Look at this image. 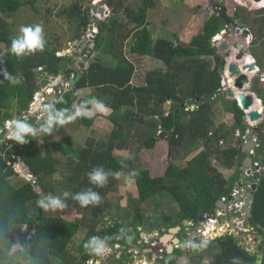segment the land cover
<instances>
[{"label": "trees", "instance_id": "trees-1", "mask_svg": "<svg viewBox=\"0 0 264 264\" xmlns=\"http://www.w3.org/2000/svg\"><path fill=\"white\" fill-rule=\"evenodd\" d=\"M124 1L126 3L128 0ZM140 1V5L135 9L129 6L123 7L127 18L125 16L121 20L117 12L118 8L114 2L109 0L108 7L115 15L108 19V24L106 22L99 23L98 30L100 33L107 32V39L112 44L108 42L109 49L105 45L106 50H109V53L118 60V66L105 67L99 63L91 64L75 86L68 88L67 94L58 100L56 108L51 112L58 114L65 110L73 113L71 104L78 90L88 87L99 88L101 94L111 97L112 113L109 119L115 127L105 149L97 150L91 145L81 147L77 153L70 143H68V147L63 140L64 144L55 142L46 144L43 154L38 148L40 137L38 132L35 138L25 135L24 139L28 141L26 144H20L17 141L0 143V264H53L54 259H57L59 264H87L97 259V255L91 253L86 247L87 242L91 238L98 239L99 234L101 238L107 239L108 244L112 247H126L119 258L112 257L109 260L111 264H132L133 254L129 250L133 247L135 236L138 234L135 229L144 226L143 211L138 208L133 221L128 223L124 219L114 217L115 215H106L98 211L99 209L95 205L89 204L86 207H81L73 197L79 192L91 190L103 199L110 190H113L119 177L112 174L118 171L122 173V170L128 165L120 163L114 157L113 151L121 146L119 140L126 141L123 138L126 130L130 131L128 134L131 135V129L135 124L144 123L146 125L148 122L155 132L153 137L147 136V131H142L140 134L143 136L141 146L145 149H151L155 145L156 132L159 127L161 129L159 137L167 139L171 152L170 157L175 151L174 149H180L184 144L191 145L199 141L203 145V150L192 158L186 167L179 168L170 162L161 178H151L147 169L135 171L138 173L134 176V182L140 204H147L157 196L171 197V201L175 204L171 215L162 217L165 229L182 227L184 220L198 216L201 210L204 211V214L214 215L217 202L232 193L234 182L240 178L241 172L236 170L232 178L225 179L212 165L213 157L223 156L224 160L222 161L224 164L228 163L230 168V163L238 157L237 148L233 146L219 149L218 147L221 142L225 143L231 137H233L232 139L235 137L236 143L237 140L240 143L242 142L241 135L246 136V128L243 126L245 114L235 101H231L229 107L225 109L233 116L232 126L215 127L212 101L215 97L219 98L220 95L221 74L225 61L218 55L212 40L236 21L246 24L239 14L241 9L237 11L234 18H231L225 5L221 3L218 5L216 13L212 14L205 22L203 33L195 36L188 45L157 40L152 46L147 30L146 15L147 10L153 5V0ZM26 6L33 8V4L27 0H0V42L5 44V49L0 50V56L4 58L0 60V129L4 128L6 121L14 120L16 117L17 120L26 122L21 119L22 113H28L35 94L47 85V76L56 77L60 71L61 62L64 60L55 57L58 53L57 49L51 51L44 48L42 52L24 57H16L10 53L11 40L16 36L12 34V28L7 23V18ZM88 15L89 8L82 11L75 5L65 12L58 13V17L78 21L79 28L82 27L83 30H86L89 24ZM125 19L132 26L131 28H128V24H123ZM258 36L262 38L264 32H260ZM132 37L134 39L131 48L133 54L147 55L160 60L168 70L166 73L160 70L147 73L146 85L142 88H135L134 91H131L132 86L130 85L134 77V68L120 57L123 42ZM216 39L221 38L217 37ZM95 40L98 47L103 43L101 35L100 37L97 35ZM257 43V40L252 42L254 45ZM186 65L190 81L188 87L184 83L186 77L182 71ZM50 67L55 70L54 73L48 71ZM35 69H42L46 77L40 79L42 71L35 73ZM5 72L9 76L19 77L20 82L13 85L10 80L5 79ZM73 73V70L67 71L66 77L70 78ZM228 83L230 81L227 76ZM135 92L138 97H143L139 101L142 104L141 109H145L141 115L134 114V110L130 109L133 107L130 95ZM258 98L264 103V94H259ZM151 100L157 104L158 108L167 101L171 102L174 105V110L167 116L163 113L160 114L156 105L155 107L149 106ZM188 101L194 103L193 109L179 108V105ZM127 104H130V108L122 112V108ZM159 114L158 121H153V116ZM47 117L48 115L42 117L36 124H32L31 119L26 123L38 131L46 124ZM77 117L78 126H91L95 118L84 115H77ZM144 130L146 129L144 128ZM238 133L239 138L237 139ZM259 134L260 139L264 141V132ZM64 145H66L65 149ZM255 152L259 158L263 157L259 147ZM57 155L63 157L64 160L67 157L66 163L71 165V174L58 181L53 177L59 172V166L61 167L63 163L60 164L62 160L59 161ZM12 156L15 157L14 160L19 158L30 170L33 177L36 178V187H39L41 192H38L32 181H26L24 178H22L23 183L20 186L14 185L12 178L17 173L12 168ZM70 156H75L77 163L72 164L73 160H70ZM99 168H102L103 172L107 174V183L103 187L91 184L88 179V175ZM130 169L133 172L134 167H130ZM63 192L70 193L67 196L70 198L68 201L67 197L63 196ZM49 194L59 196L62 202L67 205L62 211L68 207H74L81 218L69 221L59 215L54 217L44 215V210L38 206L37 200ZM30 203L35 207V212L32 214H30ZM90 209H94L98 222L109 216L110 224L101 233L91 230L88 241L83 242L80 247L82 254L80 260L76 262L65 252V249L80 230V223ZM249 217L248 225L256 232L258 231V234L264 235L262 233V229H264V176L258 182L253 195ZM156 226L159 227L157 223ZM180 233H185L184 228ZM256 241L258 242V239ZM11 244H19L22 249L8 254L5 250L10 249ZM214 244L218 245V252L208 264H256L258 254H251L239 245L233 235L226 234L216 239ZM139 246L141 247V245ZM259 248L263 255L262 264H264V250H261L264 246L260 245ZM178 251L180 250H174V253L170 255L164 252L163 258L158 264H176L175 253ZM177 254L181 255L182 252ZM191 254L195 258H193L194 264H203L201 259L197 258L199 253L196 255L191 252ZM185 255L188 256V254Z\"/></svg>", "mask_w": 264, "mask_h": 264}, {"label": "rangeland", "instance_id": "rangeland-1", "mask_svg": "<svg viewBox=\"0 0 264 264\" xmlns=\"http://www.w3.org/2000/svg\"><path fill=\"white\" fill-rule=\"evenodd\" d=\"M27 1L33 4V8L31 6L23 7L20 11L12 14L11 16H9L7 18V23L9 25H11V28H12L11 29L12 34L17 36L20 33L21 27H23V26H29V25L35 26V25L39 24V25H42V28H43L42 29V37L44 39V48L45 49L50 50L51 48H54L55 45L61 49L62 48L63 49L68 48L70 45L71 34L75 31L76 27L73 29L68 20L57 19L55 17L58 13L65 12L67 9L71 8L73 5L81 8V10H82L84 3L87 1L86 0H27ZM98 1H101V0H98ZM107 1H109V0H107ZM111 1L114 2V4H115V3H118L119 0H111ZM138 1L139 0H129L128 5H130V7L133 8L137 5ZM156 1L160 5V7L164 4H167L166 7L164 6V8L170 7V10H173V12H171L172 14L169 13V16L167 13L165 14L167 16V18L162 20V21H165L166 23H169L172 21L175 22L176 19L173 20L172 17L174 15V13L175 14L178 13L180 8L182 9L183 14L184 13L187 14L188 8L187 7L185 8L184 6L182 7L181 5L183 4V2L182 1L180 2V0H156ZM203 1H204V4L201 7H198V5H195L193 8L190 7L191 8V13H190L191 15L198 14V15L202 16V13L205 12V16L208 19V17H210L212 15V12H213V14L216 13V11L218 9V5L221 3H223L228 8L227 12L231 18H234L237 11L239 9H241L239 11V14L241 17H243V20H245L246 24L244 25L241 22L236 21V22H234L233 25H234V27L239 28L242 31H244V30L248 31L250 38H249L248 43H246V45H245V55L246 56L244 58V61H246V58L250 57L252 59V62L253 63L255 62V64L258 66L257 73L248 74L249 79H250V83H249V85L246 86L244 93L254 94L255 98L258 99V100H256V102L253 106V110H256V109L261 110V111H258V110H256V111H258L262 114V120L259 122V124H256L255 126L251 125V127L258 128L259 133L264 132V103L258 98L259 94H261V93L264 94V74H262V72L264 71V36L262 38H259V36H258L260 32H264V28H263L264 27L263 26L264 6L260 7V6H256V4L255 5L253 4L252 7L247 8L246 6H243V5H240L237 3L235 5H232L234 0H203ZM192 2H194V0H192ZM105 3H107V2H105ZM185 3H184V5H185ZM171 8H173V9H171ZM110 11H112V10L110 9ZM122 12H124V11H122ZM112 15L113 14L111 13L110 16H112ZM170 15H171V18H169ZM205 16H204V19H205ZM104 19H106V18H104ZM204 21L205 20L201 19L202 25H203ZM189 26L191 27L192 23L189 24ZM229 26L226 27V30H224V31L226 33H234L235 28L233 27V28L229 29ZM153 36H156V33H154ZM216 37H219V35ZM254 40L258 41L257 45H254L251 43ZM216 41H222V39H216ZM212 42H213V45L216 47V42H214V39L212 40ZM109 43L112 44V42H109ZM4 49H5L4 44L0 43V50H4ZM3 59L4 58H2L0 56V60H3ZM158 64H159V62H158ZM40 75H41L40 79H44L46 77L43 74V72H41ZM47 77L49 78V76H47ZM49 81H54L53 77L49 78ZM65 86H66V84L65 85L62 84L60 86L61 87L60 90L64 91L65 89H67V86L66 87ZM43 94L44 93L41 92L40 96H42ZM223 96H224V98H227L226 94H223ZM170 104L172 105V103H170ZM226 106L229 107V104H227ZM254 107L255 108L257 107V108L254 109ZM173 110H174V105H173L172 109L170 110V112ZM219 111H220V109H219ZM30 112L32 113L31 118H30L32 121L33 117H37V116H36V113L32 109ZM165 113H166V111H165ZM224 114H227V112L225 111ZM224 114L222 113L221 117H220V115H218L219 119H217V123H216L215 127L218 128L219 127L218 124H220V123L224 124L225 123ZM227 117H229V114H227ZM16 118L14 120H17ZM41 119H42V117H38V120L34 124L39 122ZM67 124H69V122ZM97 128H99V127H97ZM110 130H111V127H110V129L105 128V127H103V128L100 127L97 130V131H99V133L97 135V140L99 141V138H101V141L99 142V144H101V145L96 147L97 150L105 149V146H106L107 141L109 139L108 138L106 140V136H108L110 134V132H108ZM80 132H78V133H80ZM246 132H247V129H246ZM85 133L87 135V130ZM85 133L82 136L80 134L81 137L79 138V140L78 139L74 140L75 145L83 146L85 144V141H86ZM103 133L106 134L105 138L102 135ZM239 133L237 134V137H236L237 139L239 138ZM90 136H91V134H90ZM232 138L233 137H231V139L229 138V140H228L229 142L227 143V146H226V144H224V145L221 144V145H219L218 148L219 149H225V148H228V146H232V145L234 147H236L237 143H236L235 137H234V139H232ZM1 139L3 140L4 138L1 137ZM241 139H242V143H243L242 145H244L246 143V141L244 140V137L242 135H241ZM230 142H232V143H230ZM238 144H240V146H242L241 143H238ZM129 145L135 146V143H133V144L130 143ZM260 146H259V149L262 151V156L264 158V150H262L263 145L260 144ZM63 147L65 149L66 145H64ZM79 147L76 148L77 153L79 150H81ZM38 148L41 150V152L44 153L42 147L40 148L39 143H38ZM167 149H166V151H167ZM146 150L149 151V149H146ZM174 150H177V149H174ZM132 152H134V151H132ZM77 153H76V155H77ZM138 153H139V151H138ZM167 153H169V150ZM251 154H252V152L250 153V155ZM254 154H255V158H259L258 156H256V152H254ZM129 155H131V154H127L126 156H129ZM193 155H194V153H192L190 155V157H192ZM137 156H138V164H135V168L133 169L134 172L137 170H141L142 168H147V166L148 167L150 166L151 161L147 162L144 160V162H142V159L139 158V155H137ZM186 156H189L188 153L186 154ZM240 156L243 157V154H239V152H238V159H241ZM164 157H165V155H164ZM181 157H180V159H181ZM221 157H222V160H224L223 156H221ZM74 158L76 159L75 156H70V160H73ZM14 159H15V157L12 156V160H13L12 168L14 169L15 173H17V174L15 177L12 178V181H13L14 185L20 186L23 183V180H22L23 177L21 175V170L20 169L17 170L18 163ZM214 161L221 163L220 159H217V158H216V160L214 159ZM66 162H62L63 165L60 168V173L53 177L54 180L58 181L59 179H57L56 177L61 178V176L63 174H68V172H70L71 165H68L69 163L67 164ZM73 163L74 162H72V164ZM239 163H240V166H238V167L235 164L232 169H230L229 167L228 168L232 171H236V170L240 171V167L242 166L241 160ZM239 163H238V165H239ZM166 164H167L166 160L165 161L163 160V162L160 165L161 168H160L159 174H161V172L165 169ZM255 165H257V164H255ZM260 165H259V167H260ZM217 166L219 169H221L224 172L226 170H228V168L225 167L226 164L225 165L218 164ZM130 167H134V165L128 164L124 170L125 174H126V176L124 174L125 178L122 176L123 174L122 175L120 174L119 181L116 182L115 187L120 185V186H123V188L118 190L117 193H114V194H111L110 196H108L107 204L98 205L97 209H99L98 211H101V212L105 213L106 215L107 214H110L113 216L115 215L114 217H119L121 219H124L128 223L133 221L135 212L138 210V208L143 211L144 219L146 217V214L151 216L149 218H152V216H153L155 219H151V221H152L151 224H149V225L145 224V227L141 226V229H139V228L135 229L136 231H138V235L142 238V241L144 242L143 244H141V247L139 246V248L140 249L141 248L146 249L145 252L142 254L143 259H141V260L149 261L150 260L149 256H151V255L147 252V249H148V245L150 244V241H153L154 243H158V239L167 230L164 227L163 228L160 227V226H162L160 223L163 222V219H161V217L164 214L162 211V206H160V205H159V207H155L156 211H154L152 209V208H154L155 200H152L148 204H146V203L140 204L139 203L138 198H137V194H136L135 182L132 179V176H130V174L133 173L131 171L132 169H130ZM260 169L263 170L261 167H260ZM118 173H121V171H118ZM233 175L231 176V178L233 177ZM241 177H242V173L240 175V178ZM26 181H28V180L26 179ZM237 181L235 183H237ZM250 181H251V179H250ZM244 183H245L244 187H246L247 192H249L251 184L248 185L246 182H244ZM240 185H242V184H240ZM236 192H238V191L237 190L232 191V193L229 196L236 197V195H238V194H235ZM228 197H226L225 199L227 200ZM69 199L70 198L67 197V201ZM165 199L167 200L168 203H170V204L173 203L171 201V197H165ZM222 199H224V198H222ZM222 199L220 201H222ZM238 200L239 199L236 198L232 202H229L228 206H226V207H228L227 211L220 209L217 212V216H218V213H220L222 215L218 216V217H220V218L224 217L225 218V214H230V212H233L234 214L237 212L240 213L241 210L236 212L235 209H230V207H233V206H234L233 208L242 207L241 203H237ZM234 202H236V203H234ZM156 205H157V203H156ZM34 210H35L34 204H31L30 205V214L34 213L35 212ZM153 211H154V213H153ZM75 214H77V213H76V210L74 207H68L65 211H62L60 209H58L56 211H51V210L44 211V215H46V216L54 217V216L59 215V216H62L63 218L68 219L69 221L73 220V218L75 217ZM209 215H211V214H209ZM75 218L80 219L81 217L79 214H77V216ZM85 218H87V219H85ZM85 218L80 223V230L73 237L71 243H69V245L65 249V252L71 258L75 259L76 262L80 260V257L82 255L80 252V247H81L83 242L88 241V237L91 235V230L93 229L95 232L101 233V231L103 229H105L110 224V221H109L110 217L109 216L98 222L97 221L98 217H97V214L94 212V209H90L89 212L86 214ZM238 219H240V220L235 219L236 224H237L235 230H233L232 228H229V226L232 225V222H229V226L227 228L226 227L224 228V226L222 228V229L226 230V232H224V234H222L223 233L222 231L218 230L217 231L218 233L214 236H218L220 234L226 235V234H228V230L231 232L234 231L235 233H233V236L236 239V241L239 243V245L244 247L251 254H261V251H259V249H260L259 246L260 245L264 246V244L263 243L259 244L256 241V239H255V237H256L255 235L257 233L256 230H254L251 227H249V228H251L249 230L242 229L240 222L243 223V220H244L243 215H241V217ZM217 220L218 219L215 218L212 214L211 219L207 220L205 223L208 225L202 227V229L205 228V231L203 234V240H205L206 242L208 241V238L212 235L211 234L212 230L215 227V226L214 227L212 226L213 223L211 221L218 222ZM156 223L159 227L156 226ZM153 224H155V225H153ZM158 228H160V230L158 231V234H155V235L152 234L153 231H155ZM15 238L17 239V236H15ZM135 239H136V241H138L137 235L135 236ZM96 240L103 245L104 253H103V255H97L96 260H92V261L88 262L87 264H111L109 260L112 257H115V258L120 257L119 250H117L118 248H116V246L114 248L112 246H110L108 244L109 241L105 238L104 239L101 238L100 234H99V238L98 239L96 238ZM213 247L214 246L212 244H208L206 246V249H204L203 251L201 250V255H202L201 261L203 264H208V261L209 262L212 261L214 256L217 254L218 247H216V246L214 248ZM21 249L22 248L19 244H15V245L11 244L10 249H6L5 251L8 254H13L17 251H20ZM261 250H264V248ZM154 251L156 252L157 257H159L158 252H157L158 248H155ZM199 251H200V249H199ZM178 252H181V251H178ZM178 252L175 253V255H176L175 259L176 258L178 259L179 257H184V256H186L185 254H188L187 257H189V259H188V262L186 264H194L195 258L193 256V254H191L192 251H189V253L187 250L182 251L181 255L177 254ZM153 257H154V255H153ZM177 259H176V262H177ZM52 262H53V264H59L57 259H54ZM150 262H153V261H150ZM132 264H140V262L138 261V259H134V262Z\"/></svg>", "mask_w": 264, "mask_h": 264}, {"label": "crops", "instance_id": "crops-1", "mask_svg": "<svg viewBox=\"0 0 264 264\" xmlns=\"http://www.w3.org/2000/svg\"><path fill=\"white\" fill-rule=\"evenodd\" d=\"M181 1L183 2V4L181 6L188 8L187 14H185V13L183 14L182 9L180 8L178 13H176V14L174 13V15L172 17L173 20L176 19L175 22L172 21V22L166 23L165 21H162V20L167 18V16L165 14L167 13L169 16V13L172 14L171 12H173V10H170V7L164 8V6L166 7L167 4H164L160 7L158 2L156 0H153V5L151 8H149L147 10V15H146L147 30H148L150 37H151V45L152 46L155 44V42L157 40H167V41L173 42L174 44L175 43H181L183 45H188L191 42L192 38H194L195 36L201 35L203 33L204 24L210 17H208V19H207L205 16V12L202 13V16H200L198 14L191 15L190 13H191V8H193L195 5H198V7H201L204 4V1L203 0H194V2H192V0H180V2ZM128 2H129V0L126 3L124 0H120V2L115 3V6L118 8L117 12L119 14L120 19L126 16L125 10L123 7H125V6L130 7V5H128ZM108 3H109V1H107V3L104 4V6L107 10L109 9L107 6ZM140 3H141V1L139 0L135 7H133V8L130 7V8L135 9L137 6L140 5ZM184 3H185V5H184ZM256 6H260V5L256 4ZM261 6H264V5H261ZM86 8H88L87 2L84 3L82 11H84ZM171 9H173V8H171ZM122 11H124V12H122ZM108 12H109V14L107 16L100 18L99 23L106 22L108 24V22H109L108 19L111 17L110 15H111L112 11H110V9H109ZM112 14L115 15L114 13H112ZM212 14H213V12H212ZM204 16H205V19H204ZM55 18L66 19L69 21V23L73 29L76 27L75 31L71 34L70 45L68 48H64V49L62 48L61 49L55 45L54 48L50 49L51 51L57 49L58 53L56 54L55 57L66 59V56H65L66 53L74 50L75 45L73 44V42L74 41L78 42L76 47H78L82 43H85V42L87 43L86 39L90 37V33H87V35L85 36V34H83V32H82L83 28L82 27L79 28L78 21L69 20L66 17H58V14L56 15ZM104 18H106V19H104ZM126 18H127V16H126ZM169 18H171V15ZM88 19H89L88 26H90V25H92V15L90 13L88 15ZM201 19L205 20L203 25L201 24ZM191 23H192V26L190 27L189 24H191ZM98 24L95 26V29L93 30L96 33L95 38H94V43L96 44L95 39H96L97 35L99 37L101 35V40L103 41V43L99 47L96 44V46H95L96 49H94V51H93L92 59H90L89 62L86 64V66L82 67V69L80 70L83 73V75L88 70V68L91 66V64L99 63L105 67H116V66H118V63H119L118 60H116L112 56V54L109 53V50H106L107 47L109 49L107 32L104 31L103 33L102 32L100 33L98 30ZM123 24L124 25L128 24L127 25L128 28L132 27L131 25H129V23L127 22L126 19L123 20ZM154 33H156V36H153ZM133 42H134L133 37L129 38L123 42L122 54L120 56L124 62L126 61L127 64L132 65L134 68V77H133L132 81L130 82V85L132 86L131 91H134L135 88H142L143 86L146 85L145 77H146L147 73L153 72L155 70H160L163 73H166L168 71L167 66H165L164 63L160 60H157V59L152 58L151 56H147V55L146 56H138L136 54H133L131 52V48L134 44ZM4 48H5V44H4ZM250 60H252V59L250 58ZM158 62H159V64H158ZM186 69H187V65L185 67H183L182 71L184 72L183 74L186 77V82L184 81V83H186L187 87H188L190 81H189V72ZM71 70H73L72 63H69L66 66L65 70L61 69L58 74L63 75L64 73H62V72H65V80L67 81L69 78L66 77V72L71 71ZM40 71H42V69ZM74 73H75V71H74ZM74 73L71 75V77L74 76ZM262 74H264V71L262 72ZM57 75H56V77H57ZM51 77L52 76H49V78H51ZM56 77H53V79L55 80ZM49 78H47L48 83L46 86H48L50 83L53 82V81H49ZM45 87H42V89L40 91H42L43 93H45L46 91H49V90H43V89H45ZM227 87H228V84H226L222 81L221 82V88L219 90V93H220V95L218 96L219 98L215 97V99H213V101H212V103L214 105L213 106V110H214L213 118H214L215 125L217 123V119H219L218 115H220V117H221V114L222 113L224 114L226 107H228L226 105L231 102V100H229L228 98H224V96H223V94H226L225 91H226ZM68 91H69V89L64 90L63 97L67 94ZM137 95H138L137 92L132 93V95H130V97L132 99L133 107L130 108V104H127L125 107L122 108V112H125L128 108H130L131 110H134L133 113L136 115L143 114L142 112L145 109H141L142 104L139 103L140 98L142 99L143 97H138ZM110 98L111 97L107 96L106 94H101L100 89L97 87H91V88L88 87V88H83L81 90H78L76 93L75 99L71 104V108L74 112L70 113V112H66L65 110L61 111V113L63 114L62 118L66 121V123L64 125L55 126L53 128V131L49 134H42L39 132V129H38L37 132H38V135L40 136L39 137L40 148L42 147V149L45 153L46 144L52 143V142H55L56 144L57 143H63L64 144V142H65V144L68 147H69L68 143H70L71 147L73 149H76L80 145H78V146L75 145L74 140L75 139L79 140V138L82 135H84L86 130H87V135L85 133V135H86L85 144L83 146H80L79 148L85 147V146H91V145H92V147L94 146V148L100 146L101 144H99V142L101 141V138H99V141L97 140V135L99 133V131H97V130L100 127H102V128L105 127V128H109V129L111 127V130L108 131L111 134L112 131L115 129L113 123L109 119V116L112 113V109H111L112 103L110 101ZM57 102L58 101L56 100L53 103L55 105V108H56ZM170 103L171 102L167 101L166 103L159 106V108H158L157 104H155L153 102V100H151L149 106L155 107V105H156L159 113L160 114L163 113L165 116H167L173 107V104L171 105ZM96 104H103V106H104L103 109H98L95 106ZM43 105H45V104H43ZM193 108H191V109H193ZM219 109H220V111H219ZM165 111H166V113H165ZM77 112H79V115H84L86 117L94 116L95 118L93 119L91 126H89V125L88 126H84V125L78 126V120H77L78 117L76 115ZM24 114H26V113H22V115H24ZM160 114L157 116H153L152 120L158 121V117H160ZM227 114H229V117H227ZM227 114H224L225 123L224 124L220 123V124H218L219 126H221V125H225L227 127L232 126L233 116L228 112H227ZM69 117H73V118L69 119ZM68 122H69V124H67ZM147 124H148V126H147ZM97 127H99V128H97ZM144 128L146 130H144ZM157 130H156L157 132H156V137H155V139L157 138L156 143L153 146V148H151V149H149V151H147L146 149H144L141 146V140H142L143 136L142 135L140 136V134L142 133V131H145V132L147 131L148 132L147 136L151 137L152 135L155 136V134H154L155 132L152 129V127L149 126L148 122H146V125L144 123L135 124L134 127L131 129V135L128 134L130 131L126 130L125 135L123 137L126 141L121 142V140H119V143L121 146L117 147L113 151L114 157L120 163H127L129 165L133 164L134 168H135V164H138V156L137 155H139V158L142 159V162H144V160L147 162L151 161V164L149 167L147 166V168H142V169H147L151 178H161L164 176L165 171H166L168 164L170 162L179 168H184V167H186L187 163L192 158H194L197 154H199L203 150L202 143L198 141V142H195L191 145L190 144H184L182 148L173 151L172 156L170 157L171 152H170V149H169V146L167 143V139L165 137L160 138L159 135L161 133V129L158 127ZM78 132H80V133H78ZM80 134H81V136H80ZM90 134H91V136H90ZM110 134L108 136H106V134L103 133L102 135L104 138L106 136V140H107L109 138ZM246 139L247 138H244L245 141H246ZM258 139H260V134H259ZM63 140H64V142H63ZM228 142L229 141H226L225 143L221 142V144L222 145L226 144V146H227ZM238 142L239 141L237 140V146H236L237 149L240 147V144H238ZM130 143H132V144L135 143V146L129 145ZM240 143H241V145L243 144L242 142H240ZM260 144L263 145V150H264L263 139L258 142V146H260ZM228 147H233V145L228 146ZM166 149H167V151H166ZM102 150H104V149H102ZM168 150H169V153H167ZM132 151H134V152H132ZM138 151H139V153H138ZM41 153H43V152H41ZM187 153L189 156H186ZM192 153H194V155L192 157H190V155ZM127 154H131V155L126 156ZM164 155H165V157H164ZM180 157H181V159H180ZM57 158L59 159V161H60V159L63 162L67 161V157H65L66 160H64L63 157H61L60 155H57ZM216 158L220 159L221 163L215 162L214 159L216 160ZM240 158L241 159H238V157H236L235 160L230 163V166H231L230 169H232L235 164L238 166V163L240 162V160H241V164H242L243 158H242V156H240ZM163 160L164 161L166 160L167 164L165 166V169L161 172V174H159V171L161 168L160 165L163 162ZM259 160L264 161V158L263 157L259 158ZM62 161L60 162V164L62 163ZM73 162L77 163V158L76 159L74 158ZM218 164L225 165L224 162L222 161V157L221 156L220 157H216V156L213 157L212 158V165L218 170V172L225 179H230L231 176L236 172V171H232L228 168V163H226V166H225L228 168V170H226L225 172L218 168V166H217ZM260 167L264 170V163H262L260 165ZM59 168H61V167L59 166ZM124 170H125V168L122 170V173H123L122 176L125 178L126 174H125ZM59 173H60V169H59V172L57 174H59ZM68 174H71V171L68 172ZM68 174H63L61 176V178H58V177H56V178L60 180V179H62V177H65ZM124 174H125V176H124ZM132 179L134 180L133 176H132ZM260 179H261V177H260ZM260 179H258L255 182L257 184V186H258V182L260 181ZM235 182H234L233 189L236 190L237 187H236ZM121 188H123V186H120V185H118L117 187H114L112 191L110 190L106 194V198L104 197L103 199H101L102 201H100V203L96 204L95 206L97 207L98 205H101V204L102 205L107 204L108 196H110L111 194L117 193V191L120 190ZM136 194H137V190H136ZM153 200H155L154 208H152L154 211H156L155 207H159V205H160V206H162V211H163L164 215H168V214L171 215V213L173 212V210L175 208L174 203H172V204L168 203L167 200L165 199V197L162 198V196H160V197L157 196ZM156 203H157V205H156ZM154 211H153V213H154ZM76 216H77V214H75V217ZM75 217L73 218V220L75 219ZM149 217H151V216L146 214L144 227H145V224L146 225L151 224V222H152L151 219H155L153 216H152V218H149ZM162 217H161V219H162ZM222 223L223 224L219 225L218 230H220V231L223 230L222 234H224V232H226V230H224L222 228H223V226H224V228L225 227L227 228V226L229 225V222H226L225 224H224V222H222ZM160 224L162 225L160 227L163 228L165 223L161 222ZM139 229H141V228H139ZM230 232L231 231L228 232L229 235H230ZM152 234H154V235L158 234V230L156 229L155 231H153ZM222 234H220V236ZM135 242H138V241L135 240ZM135 242H134L133 247L129 250V252H132V253L138 252L139 254H143L145 252V250L140 249L139 245H136ZM202 243H204V242H202ZM138 244H139V242H138ZM135 257H136V259L139 258V256H135ZM149 257H150V259H153V256L152 257L149 256ZM188 259H189V257H187V255L184 257H179L177 259L176 264H186L188 262ZM208 263H209V261H208Z\"/></svg>", "mask_w": 264, "mask_h": 264}, {"label": "water", "instance_id": "water-1", "mask_svg": "<svg viewBox=\"0 0 264 264\" xmlns=\"http://www.w3.org/2000/svg\"><path fill=\"white\" fill-rule=\"evenodd\" d=\"M87 2L89 3L88 6L90 7L92 15V25L88 26L86 30H82V32L83 34H85V36L87 35V33H90V37L86 39L87 43H82L79 47H77L75 51L67 52L65 55L66 59H64L60 65V68L62 70H65L66 66L71 61L73 70H78V72H76V74L70 77L67 81L63 79L62 75H57L55 80L48 86H46L45 89H43L50 91L44 93V101L40 103L39 106H37L38 103H35L32 106L31 109L36 113L37 116L33 117L31 121L32 124H34L38 120V117H40L41 115H46L51 110V105L57 98V95L53 92V89L58 85H65L66 83L68 88H73L76 82L79 81L81 76L83 75L80 70L82 69V67H85L89 60L93 57V51L96 46V44L94 43L96 33L93 30L95 29V26L100 22V18L107 16L109 12L104 6L107 0H87ZM261 2L262 0H234L232 5H235L237 3L250 8L253 6V4H260ZM230 28H233V24H230ZM219 37L222 39V41L216 45V49L220 57L226 62L224 66V72L222 73L223 82L227 84V76L230 79H233L232 87L228 85L225 91L227 98L231 101H235L241 111H243V113L245 114L243 126L247 129L246 134L248 139H246V143L244 145L238 148L239 154L245 155V159L243 160L242 166L240 167L242 177L238 179L236 187L238 188L240 184H243L244 182H246L248 185L251 184L250 192H243L242 196L243 198H246L245 204L241 212L237 214V216H241V214L243 213L245 218L248 219L251 214L253 194L255 193V190L257 188V184L255 182L264 174V171L259 167V165L264 163V161H260L259 158H255L254 156V152L259 147L258 142L261 141V139H258L259 131L258 128L251 127V125L255 126L256 124H259V122L262 120V114L256 110H253L255 102L256 100H258L257 98H255L254 94L244 93L246 86L250 83L248 74L257 73V68L254 63L248 64L244 61V58L246 56L245 45L246 43H248L250 38L248 31H242L239 28H235L234 33L224 32L221 33ZM229 59H233V61L231 63H228ZM39 71V69L34 70L35 73H38ZM48 71L50 73L55 72V70L51 67L48 68ZM41 92L42 91L38 93ZM193 104L194 103L192 101H189L185 104H181L179 108L189 110L190 108H193ZM13 131H15V126L13 127ZM251 152L252 154L250 155ZM16 162L18 163L17 170H21L22 177L24 179H27L28 181L32 180L36 187V178L33 177L30 170L26 168L25 164L19 158H17ZM37 190L38 192H41L39 187L37 188ZM231 198L232 197L229 196L228 200ZM220 209L227 211L228 207H226L224 202L218 201L216 204L215 215ZM228 216L229 214H225L226 218ZM210 219L211 215L204 214V211L201 210L198 216H192L189 220H184L182 223V227L177 226L168 229L167 233L163 234L158 239V245L164 247L165 253L168 255L174 253V249L181 251L189 250L197 254L199 252V249L200 251L204 249V245L201 244L205 240H203V234L201 232L205 231V228L202 229V227L208 225L205 223ZM224 219L225 218L222 217L221 221H223ZM243 225L244 228L248 230L247 223L244 222ZM182 228H184L185 235L180 233ZM262 233H264V229H262ZM257 238L259 244L264 241V237L262 235L257 236ZM137 239L142 240L139 235L137 236ZM135 244L137 245L138 242H135ZM121 249L125 250L126 247L122 246ZM147 252L149 254H153V258L157 259V254L153 248H150ZM262 259L263 255L258 254L256 264H262Z\"/></svg>", "mask_w": 264, "mask_h": 264}, {"label": "clouds", "instance_id": "clouds-1", "mask_svg": "<svg viewBox=\"0 0 264 264\" xmlns=\"http://www.w3.org/2000/svg\"><path fill=\"white\" fill-rule=\"evenodd\" d=\"M87 4L89 5L88 2ZM88 8H89V13L91 14L90 7L88 6ZM42 29H43L42 25H39V24L35 26L29 25V26L21 27L20 33L16 37L12 38L11 40V46L9 49L10 53L15 55L16 57H24L28 55H33L37 52H42L44 50V39L42 37ZM222 33H224V31ZM216 38L217 37L214 38V42H216V45H217L219 41H216ZM223 72H224V68H223L222 73ZM4 75H5V79L10 80V82L13 85L18 84L20 82L19 77L9 76L7 72H5ZM222 81H223V78L221 82ZM95 106L98 109H103L104 107L103 104H96ZM62 115H63L62 113H58V114L50 113L47 117L46 124L39 128V132L42 134H49L53 131V128L55 126L64 125L66 121L62 118ZM76 115H79V112H77ZM72 118L73 117H69V119H72ZM7 123L9 124V126H12V125L15 126V131L11 134V138H13L14 140H12L11 142L17 141L20 144H26L28 143V141L24 139L25 135H31L33 138L37 137L36 128L28 125L26 122H21L19 120H10ZM112 175L115 177H119L120 173L117 172V173H113ZM136 175H138V173L136 172H133L130 174V176H136ZM88 179L91 184H94L98 187H103L107 183V174L103 172L102 168H99V169L94 170L92 173H90L88 175ZM29 181H32V180H29ZM69 195H70L69 192H63L64 197H67ZM73 199L78 201L81 207H86L89 204L96 205L100 203L101 201V197L96 192H93L91 190L79 192L73 197ZM37 204L44 211H49V210L56 211L58 209L62 210L67 207V205L62 202L59 196H54L51 194L45 197L39 198L37 200ZM262 236L264 237V235ZM138 242L139 244L137 245H141L144 243L142 240H138ZM150 242H153V241H150ZM149 246L150 248H153L154 250L155 248H158V250L162 249L164 252L163 247L158 245V243L156 246H151V244H149ZM86 247L90 250L91 253L95 255H103L104 253L103 245L99 243L95 238H91L88 244L86 245ZM116 248H118L117 250H119V254L121 255V252L123 251L121 247L116 246ZM174 250H177V249H174ZM132 254H133V257H132L133 262H134V259H136L135 256H139L138 258L139 262H146V263H150V261L152 260L158 263L163 258V254L160 256L159 252H158L159 257H157V259L153 258V259H150L149 261L141 260L143 259V255L139 254L138 252H133Z\"/></svg>", "mask_w": 264, "mask_h": 264}, {"label": "flooded vegetation", "instance_id": "flooded-vegetation-1", "mask_svg": "<svg viewBox=\"0 0 264 264\" xmlns=\"http://www.w3.org/2000/svg\"><path fill=\"white\" fill-rule=\"evenodd\" d=\"M87 1V0H86ZM233 27H234V25H233ZM234 28H236V27H234ZM229 29H230V26H229ZM225 32V31H224ZM78 41V40H77ZM219 42H221V41H219ZM252 43V42H251ZM73 44L75 45V47H74V50L73 51H75L76 49H77V44H78V42H73ZM218 44V43H217ZM80 46V45H79ZM78 46V47H79ZM217 50V49H216ZM218 53V52H217ZM219 55V54H218ZM220 56V55H219ZM70 61V60H69ZM225 61V60H224ZM70 63H72L71 61H70ZM226 63V62H225ZM254 64H255V62H254ZM255 66H256V68H258V66L255 64ZM61 70V69H60ZM75 71V73H74V75L76 74V72H78V70H74ZM62 73H64L62 76H63V79L65 80V72H62ZM58 75H60V74H58ZM66 81V80H65ZM60 86L61 85H58L57 87H55L54 89H53V92L54 93H56V95H57V98H56V100L58 101V100H60L61 98H63V93H64V91H62V90H60ZM66 87V86H65ZM67 89H68V87H67ZM44 95L45 94H43L42 95V98H43V100H44ZM56 100H54V102L56 101ZM53 102V103H54ZM52 103V106H51V110L46 114V115H49L53 110H54V108H55V105ZM54 106V107H53ZM46 115H41L40 117H44V116H46ZM244 138H247V134H246V136L244 137ZM248 139V138H247ZM255 156V155H254ZM243 160L245 159V156L243 155ZM245 186V183H243L242 185H240V187L239 188H237L236 190L238 191V195H236V197H234V196H232V198L231 199H229L228 200V198H227V200L225 201V204H226V206H228V204H229V202H232L234 199H239L238 201H237V203H242V207H241V210L243 209V207H244V204H245V199L246 198H243V192H247V190H246V187H244ZM250 192V191H249ZM248 192V193H249ZM244 201V202H243ZM234 203H236V202H234ZM216 211V210H215ZM238 213V212H237ZM237 213H233V212H230V214H229V216L226 218L225 217V219L223 220V221H221V218H218L216 215H215V213H214V217L215 218H217L218 220V222H215V223H213V230H212V235H211V238H208V241H207V243H206V241H204V243H206V244H204V243H202L201 245H204V249H206V246L208 245V244H212L214 247L216 246V247H218V245L217 244H214V241L216 240V239H219L220 237H222V236H224V235H218V236H214V234L215 233H217V231H218V227H219V225L220 224H222V222H224V224L226 223V222H232V225L231 226H229V228H232L233 230H235V228H236V221H235V219H237V220H240V219H238V218H240V216H237ZM241 215H243V223H244V221L247 223V219L245 218V216H244V214L242 213ZM217 223V224H216ZM240 223H242V222H240ZM243 223H242V225H243ZM247 225H248V223H247ZM227 226V227H228ZM243 227H244V225H243ZM250 226L248 225V230L249 229H251V228H249ZM260 228V227H259ZM158 231L160 230L159 228L157 229ZM228 232H229V230H228ZM233 233H235L234 231L233 232H231V235H233ZM227 235H229V234H227ZM260 235V234H259ZM258 235V233H256V237H255V239H258L257 238V236H259ZM137 236H138V234H137ZM150 243H152V242H150ZM213 247V248H214ZM150 249V246L148 245V249H147V251ZM163 249H164V252H165V248L163 247ZM203 249V250H204ZM144 250V249H143ZM202 250V251H203ZM181 251V250H180ZM182 251H186V250H182ZM181 251V252H182ZM188 252H189V250H187ZM164 252H163V254H164ZM199 253V254H198ZM196 255H197V258L198 259H201V251H199ZM151 255V257L153 256V254H150Z\"/></svg>", "mask_w": 264, "mask_h": 264}, {"label": "built area", "instance_id": "built-area-1", "mask_svg": "<svg viewBox=\"0 0 264 264\" xmlns=\"http://www.w3.org/2000/svg\"><path fill=\"white\" fill-rule=\"evenodd\" d=\"M41 70V69H40ZM66 86H67V84H66ZM50 91V90H49ZM47 92V91H46ZM40 94L41 93H36V95L34 96V98H33V102H32V104H31V106H30V110L28 111V113L27 114H24V115H22L21 116V118L23 119V120H25L26 122L27 121H29L30 120V118H31V115H32V113L30 112L31 111V108H32V106L37 102V101H44L43 100V98H42V96H40ZM8 121H6V123H5V127H4V129H0V143H2V144H4V143H8V142H11L12 140H14L13 138H11V134L14 132L13 131V127H14V125H12V126H9V124L7 123ZM1 137H3L4 139L2 140L1 139ZM235 194H238V192H236ZM222 201L225 203V201H226V199L224 198V199H222ZM242 204V203H241ZM234 207V206H233ZM233 207H230V209H235V211L237 212V211H240L241 210V207H238V208H233ZM222 214H220V213H218V216H221ZM216 216H217V214H216ZM217 216V217H218ZM218 218H220V217H218ZM212 223H215V221H211ZM240 225H241V228L242 229H244V230H246L244 227H243V225H242V223H240ZM202 234H204V231H202L201 232ZM215 235V234H214ZM230 235H231V233H230ZM209 238H211V236L209 237ZM151 244V246H156L157 245V243H154V242H152V243H150ZM158 252H159V254H160V256L163 254V250L162 249H159L158 250ZM153 262H150V263H146V262H140V264H158L157 262H155L154 260H152Z\"/></svg>", "mask_w": 264, "mask_h": 264}, {"label": "bare ground", "instance_id": "bare-ground-1", "mask_svg": "<svg viewBox=\"0 0 264 264\" xmlns=\"http://www.w3.org/2000/svg\"><path fill=\"white\" fill-rule=\"evenodd\" d=\"M260 6L261 5H264V0H262V2L259 4ZM97 32V31H96ZM233 61V59H229L228 60V63H231ZM246 63H249V64H251V62H252V60H250V57H248V58H246V61H245ZM253 63V62H252ZM227 75V74H226ZM229 78V77H228ZM229 81H230V83H228V85H230V87H232V83H233V79H230L229 78ZM36 103H38L37 104V106H39L40 105V103H41V101H37ZM256 106V105H255ZM257 108V107H256ZM255 107H254V109H256ZM256 110H258V109H256ZM258 111H261V110H258ZM242 141V140H241ZM233 190H235V189H233ZM244 202V201H243ZM241 217V216H240ZM250 218V217H249ZM248 220V219H247ZM245 222V221H244ZM213 226V225H212ZM222 230V229H221ZM211 231V230H210ZM223 231V230H222ZM258 232V231H257ZM167 233V232H166ZM218 233V232H217ZM216 233V234H217ZM222 233V232H221ZM259 235V234H258ZM159 263V262H158Z\"/></svg>", "mask_w": 264, "mask_h": 264}]
</instances>
